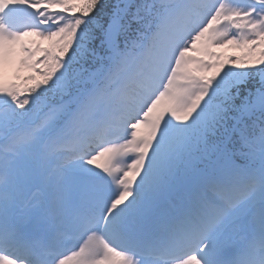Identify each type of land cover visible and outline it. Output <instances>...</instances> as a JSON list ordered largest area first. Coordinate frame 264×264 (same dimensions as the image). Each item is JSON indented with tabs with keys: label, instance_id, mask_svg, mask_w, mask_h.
<instances>
[{
	"label": "rangeland",
	"instance_id": "1",
	"mask_svg": "<svg viewBox=\"0 0 264 264\" xmlns=\"http://www.w3.org/2000/svg\"><path fill=\"white\" fill-rule=\"evenodd\" d=\"M254 1L264 2V0ZM54 3V0H49L48 2L50 7ZM77 5H79V2ZM214 7L215 6H210V9L207 7L204 10V14H210L206 18V23L202 25L201 28L197 29L193 28V26L188 27L187 21L182 20L181 22L185 25L180 26L181 28L172 25L171 28L173 31L170 29H165L160 34L161 38L163 35H165V38L170 40H164L161 43V50H169L173 43H175V45L179 43L185 45V49H187V51L185 53L184 59L181 61V65L185 61L186 70L190 75L192 84L193 82H198V75L209 77V75L213 76L215 74V77H220V71L218 70L219 65H225L224 70L222 71L229 72L233 74L234 77L236 74H239V70L242 72L241 75H246L248 69L253 68V66L258 67L259 65L264 64V11L259 10L255 12L253 10H247L243 8L232 10L224 6L223 8L216 6V9L214 12H212ZM172 10H174L172 12L173 14L181 18L183 17L181 6H173ZM232 16H234V18L231 29L225 25V19ZM217 22H219L218 25ZM166 27H168V25L164 24L163 29ZM231 30L234 31L230 33ZM110 34H112V32ZM51 37L52 36L50 35L38 36V38H35L37 40L36 44L45 43L49 46L52 42ZM10 38L15 37L7 34L3 38H0V42H2L8 48L3 51L0 50V82L11 79L15 73H18V71L20 72L22 69L25 70L26 66L30 64V62L27 61L28 59L23 58L22 54L17 53L16 49L13 51L11 48H9L10 46L14 45L12 42H10ZM161 40H163V38ZM161 40L157 39V41ZM171 40L173 42H171ZM10 43L12 45H9ZM151 51L154 52L155 50L152 49ZM146 59L148 60V57H146ZM201 60L206 61V64H200L199 62H201ZM141 63L143 65L144 74H149V72H152V66L154 64L153 60H151L149 65H147V61L144 60H142ZM172 89L179 93V91L175 90L174 87H172ZM187 91V88L186 90H181L180 94H183V92L185 93ZM132 102H134L135 106H138V108L144 109L142 108L144 105H141L140 102ZM263 102L264 101L260 100V103L264 104ZM182 105L183 104H181L179 101L175 103L171 96H162V98L153 103L148 113L159 116L164 129L172 128L174 132H177L175 136L177 139V134H179L183 125L181 111L184 109V107ZM189 119H191V124H195V120L191 115L189 116ZM137 126L138 124L134 129H137L138 131L145 128L144 125L139 126V128ZM147 132L151 136L152 140L149 145H143L142 147L149 151L150 154H153L159 158L158 162L153 161L155 163L154 168L152 166H148L147 169L151 170L150 173L155 171V169L161 171V169H163V167H160L162 166L161 162H165L169 156L173 155L175 152V147L173 146L171 139L158 140L154 137V135L151 134L149 130L142 131V135ZM174 144L176 145V143ZM121 152V149L118 150L116 155L120 154ZM125 166L128 170H125L124 165L122 164L119 167V165H117L114 160L111 162L105 161L94 163V167H99L104 171L109 170V173L115 180L119 178V173L123 171L135 179L137 184L136 188L138 190L135 195H132L133 193L128 194L119 191L117 197H120V200L123 203L125 201L127 205H134V200L136 199L137 194H139V196L145 197V202H148V204L152 205V201L154 199V190L156 188L152 183V177L148 176V173H144L145 169L142 168L139 163H134V165L126 164ZM157 183L160 184L158 181ZM188 187L189 186H187L186 189ZM64 201L66 207V203H71L74 200L66 199ZM134 206H136V202Z\"/></svg>",
	"mask_w": 264,
	"mask_h": 264
},
{
	"label": "trees",
	"instance_id": "2",
	"mask_svg": "<svg viewBox=\"0 0 264 264\" xmlns=\"http://www.w3.org/2000/svg\"><path fill=\"white\" fill-rule=\"evenodd\" d=\"M119 1L89 0L90 6L86 10L87 21L83 25V33L80 36L81 41L75 49L67 50L70 58V86L78 84L75 80H78L80 70H85L86 66H89L95 60L97 46L103 36L109 14L112 12L114 4ZM141 1L133 3L131 9L125 10V20L122 19L124 21L120 25V39L129 38L128 34H133L136 29L142 26L143 9L140 4L144 1ZM75 52L77 55L74 59ZM262 98H264V65L247 70L245 79L239 80L238 84L232 86V93L224 104L223 110L218 111L213 134L215 136L219 135L218 139L221 140H225L228 136L226 151L235 153L241 147L242 138L247 139L252 136L250 133L251 119L252 121L255 120L257 115L263 117L264 111L255 114L257 111L253 110L248 114V110L252 108L250 106H253L254 102L258 103Z\"/></svg>",
	"mask_w": 264,
	"mask_h": 264
},
{
	"label": "bare ground",
	"instance_id": "3",
	"mask_svg": "<svg viewBox=\"0 0 264 264\" xmlns=\"http://www.w3.org/2000/svg\"><path fill=\"white\" fill-rule=\"evenodd\" d=\"M196 221H197V220H195V222H196ZM199 221H200V220H199ZM201 221H202V220H201ZM201 221H200V222H201ZM107 230H108V233H109V224H108V229H107ZM224 241H228V240H227V239H224ZM228 242H229V241H228Z\"/></svg>",
	"mask_w": 264,
	"mask_h": 264
}]
</instances>
